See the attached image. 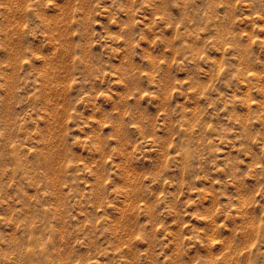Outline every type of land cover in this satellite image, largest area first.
<instances>
[{"label":"rangeland","instance_id":"rangeland-1","mask_svg":"<svg viewBox=\"0 0 264 264\" xmlns=\"http://www.w3.org/2000/svg\"><path fill=\"white\" fill-rule=\"evenodd\" d=\"M0 264H264V0H0Z\"/></svg>","mask_w":264,"mask_h":264}]
</instances>
